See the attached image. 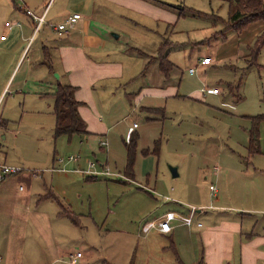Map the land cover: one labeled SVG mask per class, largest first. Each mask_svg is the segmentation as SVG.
I'll list each match as a JSON object with an SVG mask.
<instances>
[{"label":"crops","instance_id":"0c3cea01","mask_svg":"<svg viewBox=\"0 0 264 264\" xmlns=\"http://www.w3.org/2000/svg\"><path fill=\"white\" fill-rule=\"evenodd\" d=\"M46 1L21 0V4L16 3L15 6L22 14L25 11L20 9V5L30 9L36 16H42L47 11L44 24L50 20L48 24L51 28H49L55 33L58 32L55 27L63 21L64 17L79 13L81 18L73 27L64 31L67 33L64 42L58 46H35L36 49L31 57H29V53L33 46L5 45L1 42V39L6 38H3V34L0 39V99L7 90L17 68L15 77L26 64L33 69L38 67L42 72V78L39 81L40 85L34 87L31 95L25 91L29 85L26 77L30 71H27L22 77L16 90L25 95V101L28 99L30 112L39 117L42 130L45 127L50 128L54 135L56 117L53 109L55 100L51 95L56 91L59 83L70 84L76 87L74 96L77 101L81 102L79 113L89 132L80 137L86 138V141L88 138H94L104 151L113 141L112 132L122 121V119L113 120L116 117V111L121 114L122 105H126L122 103L123 99L120 92L122 86L141 77H150L149 80L141 82L144 84L141 86L146 90L125 92L124 95L126 99H130L129 102L134 99L136 109L139 106L142 113L150 114L146 117L148 120H159L155 114L163 113L162 100L167 105V99L174 90L175 85L173 83H176L177 86L182 83V72L178 74L179 65L172 60L170 55L169 60L175 67L167 77L159 70L157 60L162 41L158 49L149 54L135 47L128 49L115 44L113 40L120 38V35L113 32L109 34L105 30L110 28L108 18L114 15L122 17L123 15L118 14L127 8L134 13L151 14L155 20L157 19V22L161 20L166 23L170 22L171 18L173 19L170 9H175V7H169L170 4L160 0H157L158 2L153 0H54L47 9L48 3L46 4ZM162 2L168 6L161 4ZM12 9L11 0H0V14L11 15ZM175 11L178 12L177 9ZM211 15L218 18L215 13ZM13 16H15L16 24L19 26V32H16L19 33V36L16 38H21L26 42L29 38L32 39L35 34V19L32 16L25 19L16 14ZM178 17L180 18L179 15ZM227 19H229V15ZM227 19L223 21L226 22ZM6 22L9 21H5L3 25V32L5 33L11 31L14 24L11 23L12 27L7 28ZM263 29L264 22L258 20L250 23L239 32L227 30L224 35L226 36L228 32L227 34H230L229 39L227 36L221 37L213 45L216 49L212 55H204L199 62L194 63L191 67L194 71L191 74L196 73L198 67L207 68L213 65V61L221 65L224 64L225 70L232 71L234 76L237 71L240 72L241 70L243 74L253 67L258 71L264 70V63L260 62L264 49L257 59L258 66L253 65L244 70L250 60L248 57L250 48ZM222 30L224 28L213 31L215 37L217 34L222 35ZM216 38H220V36ZM131 52L137 53L136 55L139 54L140 61L132 62L129 60ZM54 53L59 56L58 62L54 61ZM114 53L116 55L110 57ZM208 56L212 58V63L200 65L201 59ZM155 60L157 64L150 72L148 68L152 62L155 63ZM226 62L228 64H225ZM134 63L138 64L134 65ZM229 63L233 68L228 69ZM50 66L52 70H50ZM131 67H135V70L133 69L132 74L127 75L126 69H131ZM55 73L60 75V80L55 77ZM175 73H177L178 78ZM37 81L35 82L37 83ZM105 82H108L111 87L105 88V84H103L104 93L98 95L95 87L98 83ZM241 82L242 78L235 86H239ZM227 84L231 87L233 83L227 82ZM214 90L219 92L217 88L212 91ZM217 92L214 91V93ZM147 95L153 96L155 101L143 105L142 100ZM111 99L115 100L117 105L112 103ZM130 106L132 107V102ZM133 113H135V109L131 112V114ZM242 116L250 122L247 127H243L247 134L246 140H244L246 150L243 151L246 155H229L223 166L215 167L213 174L218 187L212 185L215 187L211 193L214 205H205L208 198L199 199V206L201 207H198L200 209L197 210L198 215L195 213L191 224H186L183 218L190 215L192 207L189 211H185L182 204L175 202L174 208L155 217L145 227L141 228V231L146 233L145 240L149 239L148 234H152L155 238L165 239V243L161 245L165 251L161 252L167 254L168 250H171L175 256L174 261L178 264H264V216L250 220L251 216L242 217L221 212L212 215L211 222L205 226L200 221V215L207 213L210 209L227 210L226 206L234 200L231 197L233 192L239 196V201L252 205L248 208L239 207L238 210L257 211L264 214V118L258 125V144L252 150L250 149V129L254 124L253 117L255 116L245 113ZM2 121L6 124V121L3 119ZM138 128L140 127L138 126ZM131 135L139 138L138 131L129 126L127 139H130ZM11 137L15 140L12 146L8 147L7 145L6 148H3L0 143V161L18 166L22 170L0 182L1 264H71L72 256L81 251L73 252V249L68 248V234L73 231L75 225L79 224L80 214L73 211L71 201H67L66 197L58 194L57 186L62 183L66 188L69 186L71 188L76 181L83 183L84 178L80 176L83 173L90 175L86 181H92L90 179H95L94 177L98 176H111L113 173L109 169L97 168L96 165L91 171L101 173H88L90 161L88 163L82 161L84 164L82 168L86 169L79 170L77 165L80 163V157L71 161L65 159L63 162L56 159V156L51 157L49 153H42L36 159L19 157L15 153L19 152L17 141L20 138V133L15 137L11 135ZM48 137L49 133L46 138L42 136L41 139L48 140ZM5 138L6 136H2V139ZM69 165L72 167L68 168ZM100 165L104 167L106 164L101 163ZM34 172H40V176L34 175ZM234 180L242 181L238 182L235 188H232ZM19 184H23L25 188L19 189L21 188V186L18 188ZM244 195L250 196L246 198ZM168 213L172 215V230L163 234L159 231L158 222L161 217ZM259 224L261 227L258 230ZM184 237L187 239L188 245L183 244ZM97 254L94 251L82 253L77 264H116L107 261L110 259L107 255L98 256ZM150 257L149 255L148 258ZM102 259L103 261H101Z\"/></svg>","mask_w":264,"mask_h":264},{"label":"rangeland","instance_id":"374dc122","mask_svg":"<svg viewBox=\"0 0 264 264\" xmlns=\"http://www.w3.org/2000/svg\"><path fill=\"white\" fill-rule=\"evenodd\" d=\"M48 1L45 3L47 4ZM160 1L172 7L201 10L200 12L203 13L191 14L192 12L187 11L186 16H180L179 10L177 12L171 8L173 19L164 23L161 20L157 22L151 14H138L127 8L118 14L123 15L122 17L110 16L108 18L110 28L105 30L109 34L113 32L120 35V38L113 40L115 44L128 49L135 47L149 54L157 50L160 42L165 38L173 43L169 56L171 55L172 60L179 65L178 74L182 72L183 79L180 86L173 83L174 90L167 99V105L162 100L163 113L155 114L159 120H148L146 117L150 114L142 113L139 106L136 109L134 99L133 101L131 99V107L130 99H126L124 95L125 92L146 90L141 86L144 85L141 82L149 80L150 77H141L142 79L122 86L120 90L122 103L126 105H122L121 114L116 111V117L113 118L114 121L116 119L122 121L112 132L113 141L104 151L94 138H88V141L80 136L71 139L62 136L55 139L50 128L45 127L42 130L39 117L30 112L28 99L25 101V95L16 90L22 77L30 71L26 77L29 85L25 91L31 95L34 87L40 85L39 81L42 78V72L38 67L33 69L26 64L15 77L17 68L0 99V116L6 121V124L3 122L0 128V143L3 148L7 145L12 146L15 140L10 136L15 137L20 133L17 141L19 152L15 153L19 157L36 159L42 153H49L51 157L56 156V159L76 156L80 157V163L77 165L80 169H76L85 170L86 168H82L84 165L82 161L86 163L91 161L97 168L109 169L113 173L107 177H94L95 179H90L92 181H86L90 175L83 173L80 174L84 178L83 183L76 181L71 188L70 186L66 188L62 183L57 186L58 194L71 201L73 211L80 214L79 224H74L73 231L68 234V248L73 249V252L94 251L98 256L107 255L110 258L107 261L110 263L178 264L174 261L175 256L171 250H168L167 254L161 252L165 251L161 248L165 239L148 234L149 239L145 240L146 233L141 231V228L155 217L174 208L175 202L182 204L185 211H189L191 207L200 210L198 200L203 198H208L205 205H214L211 199L213 192L211 186H217L213 174L215 167L223 166L229 155H246L243 151L246 150L244 140L247 134L243 127H247L250 122L246 121L242 114L251 116L264 114V70L258 71L253 67L242 74L241 70L238 72L236 68L237 73L234 76L232 71L225 70L224 64L213 61V65L207 68L198 67L196 73L191 74L194 71L191 68L194 63L199 62L204 55H212L216 49L213 45L222 37L217 35L220 38H216L213 31L225 27L223 20L229 15L227 0ZM11 2L14 9L11 10L12 14L8 16L0 14V39L3 34L6 37L1 39L3 44L33 46L29 53L31 57L36 49L35 46H58L65 41L67 33L52 31L48 24L50 20L27 42L16 38L19 36V33H16L19 32V26L13 15H19L23 19L28 18L29 15L24 11L22 14L15 6L16 3L21 4V0H11ZM214 13L218 18L211 15ZM62 20L64 21L65 17ZM5 21L16 24H13V29L6 33L3 32ZM226 31L224 28L223 35ZM227 33L229 39L230 34ZM136 54L131 52L129 60L140 61L141 57ZM115 55V53L111 54L110 57ZM54 61H59L57 53H54ZM260 62L264 63V50ZM156 64L155 60L148 70L151 72ZM230 68L233 67L230 65L228 69ZM133 69L135 70V67L127 68V75L132 74ZM175 74L178 78L177 73ZM241 78L242 82L236 87ZM227 82H232V86L230 87ZM103 84L105 88L111 87L108 82L98 83L95 87L98 95L104 93ZM214 88L219 92L214 93L212 91ZM152 101H155L154 97L147 95L144 96L142 103L148 105ZM111 102L116 104L113 99ZM133 109L135 113L131 114ZM135 122L140 127L134 128L138 131L139 138L133 176L132 179H128L125 173L128 160L126 144L130 140L127 139V131ZM48 133V140L41 139L42 136L46 138ZM2 136L6 138L2 139ZM101 163L106 165L103 167ZM171 167H177L178 176H173ZM241 181L234 180L232 188ZM18 188L24 189L25 186L19 184ZM244 196L247 198L250 195ZM231 197L234 200L226 206L227 210L213 208L200 215V221L204 226L211 222L212 215L221 212L242 217L251 216L250 220L264 216L257 211L238 210L239 207L248 208L252 205L239 201V196L234 192ZM196 214L198 215V211ZM260 227L261 224L257 229L259 230ZM183 244L188 245L185 237Z\"/></svg>","mask_w":264,"mask_h":264},{"label":"trees","instance_id":"16d2710c","mask_svg":"<svg viewBox=\"0 0 264 264\" xmlns=\"http://www.w3.org/2000/svg\"><path fill=\"white\" fill-rule=\"evenodd\" d=\"M157 1V0H153ZM229 4V19L226 20L225 29L226 30H234L236 32L241 31L247 25L254 21L261 20L264 22V0H227ZM158 2V1H157ZM166 5V3H161ZM169 5V4H168ZM166 5V6H168ZM171 5H169L170 7ZM172 7V6H171ZM175 7V6H174ZM179 10V15L182 16L185 12L189 11L192 13L201 14L203 12L189 10V9H180L175 7V9ZM223 31V30H222ZM221 31V32H222ZM221 35V34H217ZM216 35V37H217ZM226 36L222 34V38ZM173 45L171 41L163 40L160 44V48L158 50V67L161 72L165 74V76H169L172 69H174L175 65L169 60V51L170 47ZM264 49V29L261 31L256 39L252 47L250 48V54L248 61V68L253 65H257V59ZM50 70L52 67L50 66ZM76 91V87L70 84L59 83L56 91L51 95L54 100V114L56 117L55 126H54V137L57 139L62 136H67L70 139L74 136H81L88 134L86 128V123L82 119L79 113V106L81 102L77 101L74 93ZM264 118V115H258L253 117L254 124L250 129V149H254L258 144L259 133H258V125L259 122ZM3 124V121H2ZM137 137H133L131 135L129 143L126 144L127 147V170L126 174L129 178L132 179L133 176V167L135 164V152L137 146ZM202 264V263H200Z\"/></svg>","mask_w":264,"mask_h":264},{"label":"built area","instance_id":"2783aa9c","mask_svg":"<svg viewBox=\"0 0 264 264\" xmlns=\"http://www.w3.org/2000/svg\"><path fill=\"white\" fill-rule=\"evenodd\" d=\"M53 1L54 0H49L47 9L52 4ZM20 9L21 10H24L27 15L32 16L35 19V21L37 23V24L35 23L36 24L35 32L39 31L41 29V27L43 26L44 22H45L47 11L42 16H36V15H34V13L30 9L26 8L24 5H20ZM80 18H81V14L74 13V14L69 15L68 17H66L65 20L62 21L60 24H58L55 28H56V30L58 32H64L68 28L73 27L74 24ZM5 26L7 28H11L12 27V24L10 22H6ZM4 37L5 36H3V38ZM211 63H212V58L210 56L204 57L200 61V65H209ZM214 91L217 92V90H214ZM1 125H2V117L0 116V128H1ZM137 127H138V124L137 123H134L133 129L134 128H137ZM67 159L69 161H71V160H77L78 157H76V156H70ZM59 161L60 162H63V161H65V159L64 158H60ZM95 165L96 164L94 162H91V161L88 163V166H89L88 173H93L91 170L94 168ZM21 170L22 169L20 167H18V166L9 165V164H7L5 162L0 161V182H3L4 180H6L8 177H10L12 175L18 174ZM95 173L96 172H94L93 174H95ZM100 173L101 172H97L96 174H100ZM34 175L40 176V172H34ZM211 189L214 190L215 187L214 186H211ZM196 211H197V209L194 208V207H192L191 208L190 215L187 216V217H185V218H183L184 219V222L186 224H191L192 219H193V216L196 213ZM171 220H172V215L170 213H168L167 215H164L163 217H161L159 219L158 226H159V231L161 233L167 234V233H169L172 230ZM81 257H82V252H77L75 255L72 256V258H71V264H77L79 258H81ZM0 264H1V256H0Z\"/></svg>","mask_w":264,"mask_h":264},{"label":"water","instance_id":"95a60500","mask_svg":"<svg viewBox=\"0 0 264 264\" xmlns=\"http://www.w3.org/2000/svg\"><path fill=\"white\" fill-rule=\"evenodd\" d=\"M117 36V35H116ZM55 77L60 80V75L58 73H55ZM171 171L173 176H178V170L177 167H171Z\"/></svg>","mask_w":264,"mask_h":264}]
</instances>
